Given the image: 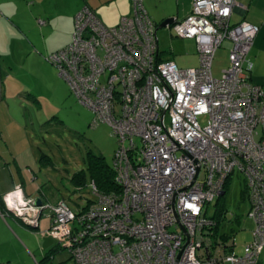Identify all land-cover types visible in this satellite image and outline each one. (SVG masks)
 <instances>
[{
    "label": "built area",
    "instance_id": "obj_1",
    "mask_svg": "<svg viewBox=\"0 0 264 264\" xmlns=\"http://www.w3.org/2000/svg\"><path fill=\"white\" fill-rule=\"evenodd\" d=\"M236 5L193 0L190 14L171 26L177 36L195 38L196 67L163 58L144 0H131V12L114 26L84 5L72 41L46 56L95 113L94 124H108L118 139L120 191L102 192L91 182L96 198L90 205L74 211L62 199L52 206L45 234L76 264H260L264 87L252 83L248 57L260 28L247 20L233 23ZM225 40L230 66L216 78L213 58ZM235 172L244 176L256 224L241 255L235 245L214 241L217 207L209 214ZM35 201L22 186L3 195L7 210L32 228L49 207Z\"/></svg>",
    "mask_w": 264,
    "mask_h": 264
},
{
    "label": "rangeland",
    "instance_id": "obj_2",
    "mask_svg": "<svg viewBox=\"0 0 264 264\" xmlns=\"http://www.w3.org/2000/svg\"><path fill=\"white\" fill-rule=\"evenodd\" d=\"M79 1L0 0V144L5 153L0 161V186L7 191L13 184L12 176L19 181L20 167L40 191L38 197L49 206L43 211L38 228L25 223L23 228H18L10 218L17 231L6 222L0 223V264H47L42 260L53 248L57 251L49 264H76L73 258H68V250L58 239L45 234L52 222V206L64 198L74 211H78L87 200L96 198L90 176L87 175L88 183L80 191H74L72 181L74 173L87 170L88 152L103 154L109 165H114L118 139L112 127L106 123L94 124L95 113L78 100L68 82L60 77L57 67L46 58L72 41L75 24L66 14L70 15V7L82 3ZM151 2L145 0L153 20L160 25L163 20L153 13ZM190 3L192 6L193 0ZM126 6L103 4L97 6L96 13L105 23L114 26L124 15ZM191 6L185 10L183 3L180 5L175 0L173 13L179 7V17L184 19L190 14ZM232 21L235 23L237 18ZM259 26L260 33L249 57L253 61L251 81L264 87V24ZM158 37L164 59H173L184 68L200 64L195 38L179 37L173 27H158ZM229 54L230 43L225 40L213 58L212 70L216 78L222 77L230 66ZM199 121L205 126L208 116H200ZM43 153L50 159L45 157L42 161ZM15 156L17 162L13 161ZM244 189V176L235 172L226 194L221 197L225 210L216 238L219 241L228 239L227 244H234L240 255L244 246L251 242L256 226L249 216L250 201L243 195ZM218 200L215 197L211 202L209 214L216 209ZM4 224L14 237L4 232ZM260 261L264 264V250Z\"/></svg>",
    "mask_w": 264,
    "mask_h": 264
},
{
    "label": "crops",
    "instance_id": "obj_3",
    "mask_svg": "<svg viewBox=\"0 0 264 264\" xmlns=\"http://www.w3.org/2000/svg\"><path fill=\"white\" fill-rule=\"evenodd\" d=\"M151 1L152 2L149 3L151 10L153 11V13L155 15L161 16V20H165L166 18L175 15L176 13H178V17H179L178 10L181 11V9L179 7H177V12L175 14L173 13L174 12L173 10L175 9L173 7L175 0H151ZM79 2H82V3H79L78 6H72L69 8L70 9V11H69L70 15L68 13L66 14L67 17L70 18V21L75 20V16H76L77 12L84 5H89V6L93 7L94 10L96 11L97 6H100L103 4H112V3L125 4L127 6L124 8V10L122 9L124 12L123 14L125 15V14H129L131 12V1L129 2V0H80ZM176 2L179 3L180 5H181V3H183L184 7H185L184 2H186L185 10H187V6H189V5L191 6V3H190L191 0H176ZM144 3H145V0H144ZM145 6H146V4H145ZM191 7H190V10H191ZM146 9L150 14V11L147 8V6H146ZM150 16L152 17L151 14H150ZM233 18H237V21L235 23L240 22L241 20H247V21H249L253 24H256L258 26H259V24L263 25L264 24V0H237V5H236L234 12L232 14V20H233ZM179 19H180V17H179ZM103 22L105 23V21H103ZM106 24L109 26H113L112 24H108V23H106ZM114 25H116V24H114ZM259 28L261 29V26H259ZM260 29H259V31H260ZM249 59H250V57H249ZM252 78H253V75H252ZM3 150L4 149L2 147V144H0V161L2 159V155H5ZM11 156H13V155L11 154ZM17 158L18 157L15 156L13 158V161L16 160L15 162H17ZM19 171H20V174H19L20 180L16 181L15 177L12 176V179H13L12 183L13 184L10 187H8V189H6L7 191L3 190L2 187L0 186V196L14 190L17 186H22L26 195L31 196V197H38V195L40 194V191H38L34 188V186L32 185V182H29V180L27 179L28 177L22 172L23 169H21L19 167ZM44 196L46 197V195H44ZM46 199H48V198L46 197ZM42 201H43V199H42ZM9 218L12 220L13 223H17L18 226H16L15 224H12L9 221ZM4 222H6L7 225L12 230L14 229L15 231H17L15 226L18 228H21L24 224V222L19 217L15 216L13 214V212L10 210H8L7 215L0 213V223H4ZM4 226L6 229V231L4 230V232L9 236L14 237V236H12V232H10L9 228H6L5 224H4ZM68 258H72L71 255ZM47 264H49V263H47Z\"/></svg>",
    "mask_w": 264,
    "mask_h": 264
},
{
    "label": "trees",
    "instance_id": "obj_4",
    "mask_svg": "<svg viewBox=\"0 0 264 264\" xmlns=\"http://www.w3.org/2000/svg\"><path fill=\"white\" fill-rule=\"evenodd\" d=\"M91 8L94 9L93 7ZM42 155H43L42 161L44 160L45 157L50 159V157L47 156L46 153H43ZM86 162H87V170H84V169L80 170L74 173L72 176V181L75 186L74 191H77V190L80 191L84 188L85 185H87L88 183L87 175L88 177L90 176V181L94 182L96 186L98 187V189L102 192L120 191V186L117 184V181H116V169L114 165L113 167L109 165V163L106 161V157L103 154H95L94 152L90 151L87 154ZM229 183L230 181L225 186V189L228 187ZM242 193L248 198V191L246 189H244ZM3 195L0 196V213L7 215L8 210L3 203ZM91 201L93 200L92 199L87 200V202L82 206V208H85ZM221 204L223 205V201L220 198L218 200V203L216 204L217 209L215 213L212 215V217H214L216 221V225L212 229L213 230L212 236L214 238V241L216 242H217L216 238L219 237V233H218L219 225L221 222L223 212L225 210ZM220 242L227 244L228 239H223V241H220ZM231 245L233 246L234 244H231ZM55 251H57V248H53V250L48 253L49 255L43 258L42 260L43 263H51V260H52V257ZM39 263L42 264V262H39Z\"/></svg>",
    "mask_w": 264,
    "mask_h": 264
},
{
    "label": "water",
    "instance_id": "obj_5",
    "mask_svg": "<svg viewBox=\"0 0 264 264\" xmlns=\"http://www.w3.org/2000/svg\"><path fill=\"white\" fill-rule=\"evenodd\" d=\"M177 21H178V13H176L175 15L170 16V17L166 18L165 20H163L161 22V24L159 25V28L169 27L170 25H172L173 23H175ZM221 194L223 195V194H225V192L223 191ZM35 205L40 206L43 209V208H45L46 204H44V202L42 201V199L40 197H37L36 201H35Z\"/></svg>",
    "mask_w": 264,
    "mask_h": 264
},
{
    "label": "clouds",
    "instance_id": "obj_6",
    "mask_svg": "<svg viewBox=\"0 0 264 264\" xmlns=\"http://www.w3.org/2000/svg\"><path fill=\"white\" fill-rule=\"evenodd\" d=\"M191 9H192V8H191ZM178 20H179V17H178ZM156 24H157V23H156ZM173 24H175V23H173ZM173 24H172V25H173ZM172 25H170L169 27L171 28ZM158 27H159V25H157V34H158ZM158 38H159V37H158ZM67 45H68V44H67ZM159 45H160V44H159ZM60 49H61V48H60ZM47 56H48V55H47ZM63 79H64V78H63ZM35 198H37V197H35ZM64 200H65V199H64ZM65 201H66V200H65ZM43 202H44V201H43ZM44 204H46V203L44 202Z\"/></svg>",
    "mask_w": 264,
    "mask_h": 264
},
{
    "label": "bare ground",
    "instance_id": "obj_7",
    "mask_svg": "<svg viewBox=\"0 0 264 264\" xmlns=\"http://www.w3.org/2000/svg\"><path fill=\"white\" fill-rule=\"evenodd\" d=\"M213 233H215V232H213Z\"/></svg>",
    "mask_w": 264,
    "mask_h": 264
}]
</instances>
